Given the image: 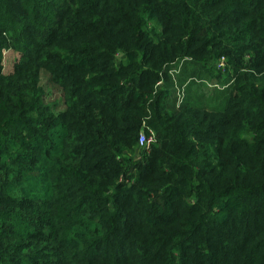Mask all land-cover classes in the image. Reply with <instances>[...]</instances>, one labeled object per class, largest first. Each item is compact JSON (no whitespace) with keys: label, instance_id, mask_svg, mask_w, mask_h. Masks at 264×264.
Masks as SVG:
<instances>
[{"label":"trees","instance_id":"trees-1","mask_svg":"<svg viewBox=\"0 0 264 264\" xmlns=\"http://www.w3.org/2000/svg\"><path fill=\"white\" fill-rule=\"evenodd\" d=\"M0 264H264V0H0Z\"/></svg>","mask_w":264,"mask_h":264},{"label":"rangeland","instance_id":"rangeland-1","mask_svg":"<svg viewBox=\"0 0 264 264\" xmlns=\"http://www.w3.org/2000/svg\"><path fill=\"white\" fill-rule=\"evenodd\" d=\"M17 58L14 56L13 60ZM7 64L11 66L13 62L6 59ZM220 66H224V60H220L217 66H213L212 68H205L204 73L202 75L203 80H198V84L195 85L192 79H190L189 74L193 69L192 66H189V70L183 75L182 81H179L176 78L175 83L178 88H182L181 91L188 92V89L191 90L192 95L195 98V103L200 101L204 106H209L210 104H217L216 106L219 108H223L225 106L227 97L229 95L230 87L223 86V82L226 81L227 77L223 76L224 71L220 70ZM222 71V73H221ZM183 69L180 67H176L173 70V75L177 73L182 74ZM49 77L43 75V81L46 84L47 95L46 98L48 101H57L60 103V108L64 106L62 102V91L60 87H56L55 84H52L49 80ZM231 85V84H229ZM214 106V107H216ZM144 152V151H143Z\"/></svg>","mask_w":264,"mask_h":264},{"label":"built area","instance_id":"built-area-1","mask_svg":"<svg viewBox=\"0 0 264 264\" xmlns=\"http://www.w3.org/2000/svg\"><path fill=\"white\" fill-rule=\"evenodd\" d=\"M184 99V94L181 91L179 93V102H182ZM155 140V137L153 134H151L150 136H147L146 134H142L139 142L143 147H146L147 149L150 147L151 143Z\"/></svg>","mask_w":264,"mask_h":264}]
</instances>
